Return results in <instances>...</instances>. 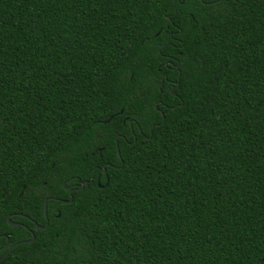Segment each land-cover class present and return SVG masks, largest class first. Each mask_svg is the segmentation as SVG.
I'll return each mask as SVG.
<instances>
[{
  "label": "trees",
  "instance_id": "16d2710c",
  "mask_svg": "<svg viewBox=\"0 0 264 264\" xmlns=\"http://www.w3.org/2000/svg\"><path fill=\"white\" fill-rule=\"evenodd\" d=\"M0 264H264V0H0Z\"/></svg>",
  "mask_w": 264,
  "mask_h": 264
},
{
  "label": "water",
  "instance_id": "95a60500",
  "mask_svg": "<svg viewBox=\"0 0 264 264\" xmlns=\"http://www.w3.org/2000/svg\"><path fill=\"white\" fill-rule=\"evenodd\" d=\"M107 122H108V121H107ZM130 124H131V122H130ZM102 172H105V170L103 169ZM86 183H87V181H85V182H84L79 188H76V189H73V190L70 191V194H69V196H70V200H69V201H63V200H60V202H62V203H64V204H66V203H70V202H71V199H72V192H73L74 190H75V191H79V190L83 187V185L86 184ZM64 188H65V189H68L69 187L66 186V185L64 184ZM46 202H47V201H45V203H44V213H45V218H46ZM7 222H8V224H9L10 226H12V227H17V226L21 225V224L16 223V222H11V220H10V215L7 217ZM47 224H48V223L46 222V224H45L44 226H40V225H38L37 223L33 222V225H34V229H35V230H44V229L47 227ZM30 233H31V235H32L31 239H28V240H25V241H20V242H18V243H15L14 245H12V246L8 249V251H7L5 254H7L8 252H10L14 247L18 246L19 244H22V243L30 244V243H32V242L34 241L35 236H34V234H33L32 231H30ZM6 240L8 241V239H6Z\"/></svg>",
  "mask_w": 264,
  "mask_h": 264
},
{
  "label": "snow or ice",
  "instance_id": "6c2138e0",
  "mask_svg": "<svg viewBox=\"0 0 264 264\" xmlns=\"http://www.w3.org/2000/svg\"><path fill=\"white\" fill-rule=\"evenodd\" d=\"M141 131H142V129H141Z\"/></svg>",
  "mask_w": 264,
  "mask_h": 264
}]
</instances>
